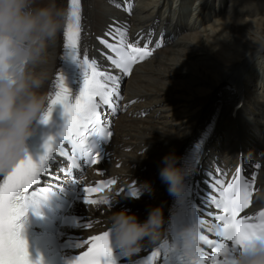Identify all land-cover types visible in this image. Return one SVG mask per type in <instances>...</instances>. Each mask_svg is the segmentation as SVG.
Listing matches in <instances>:
<instances>
[{
    "label": "bare ground",
    "instance_id": "bare-ground-1",
    "mask_svg": "<svg viewBox=\"0 0 264 264\" xmlns=\"http://www.w3.org/2000/svg\"><path fill=\"white\" fill-rule=\"evenodd\" d=\"M123 1L84 0L86 43L101 70L112 67L95 34L106 38L111 30L131 39L145 34L143 40L158 51L120 81L123 99L118 103L124 109L114 115L110 141L115 160L101 162L100 168L106 169L104 178L117 175L120 181L135 179L148 187L138 199L116 197L117 207L89 206L85 214L108 226L121 203L141 221L152 207L162 206L164 213L167 185L158 176L162 158L174 152L182 163L211 128L202 168L214 161L212 155L220 158L241 147L247 172L263 150L258 176L263 187L254 202L264 204V51L253 43L264 33V0H134L128 10ZM57 5L63 10L66 2L57 0ZM59 53L60 32L48 51L49 77L41 89L46 95ZM62 112L58 104L51 121L37 128L49 129ZM214 164L221 168L217 159Z\"/></svg>",
    "mask_w": 264,
    "mask_h": 264
},
{
    "label": "snow or ice",
    "instance_id": "snow-or-ice-1",
    "mask_svg": "<svg viewBox=\"0 0 264 264\" xmlns=\"http://www.w3.org/2000/svg\"><path fill=\"white\" fill-rule=\"evenodd\" d=\"M68 5L67 23L63 30V48L65 53L83 69V82L78 93L73 96L71 89L65 83L64 75L57 72L56 90L49 97V106L42 117V123H48L55 105H61L65 120L59 139L49 136L38 158H33L32 155L26 156L11 172L5 174L3 181L0 182V264H32L26 241L21 235L19 222L27 205L30 202L34 203L36 198L43 197L52 186L55 178L48 172L49 160L54 154H59L61 157L70 156L73 161L77 156L82 155L87 157V165L100 163L99 153H91L85 149V144L87 137L93 134L101 135L105 139L113 135L102 120V115L107 113H102L101 106L110 110L113 108V98L119 96V85L123 76L129 74L132 65L138 60H144L151 55L148 44L141 48L133 43H125L123 32L117 29L118 42L110 43L107 39L100 38V43L108 50L106 58L111 66L119 70V74L98 70L97 61L90 59L87 55L81 60L78 49L81 35L80 0H68ZM108 34L115 39V33L111 30ZM62 145H71V153ZM74 166L76 164L71 167ZM71 167L61 170L68 178H71ZM240 171L239 168L236 170V176L227 184V187H223L222 180L217 179L214 182V187L218 186L216 187L218 198L211 196L210 201L220 213L215 215V220L219 222L215 225L216 234L222 237L223 241H230L231 247L228 243L210 241L202 235L201 241L214 245L213 255L210 257L212 264H223L224 259L234 253L245 240L258 231L264 232V210L259 212L257 221L254 223L247 222L248 218L237 219V213L248 206L250 196L249 184L244 181ZM42 173L51 176L48 186L37 189L31 196L27 195L29 187L37 184ZM75 182L79 183V180ZM108 183L114 184L115 181ZM105 186L83 188V202L90 205L97 203L108 205L110 203L108 199L98 201L89 199L88 195L101 191ZM124 191L122 189L121 193ZM127 193L133 196L138 195L136 187L128 189ZM194 217L199 219L196 212ZM200 221L202 225L204 221ZM83 227H90V225L84 224ZM84 243L88 245L87 251L75 256L71 264H116L108 230L102 231L100 235L90 236ZM77 247H80L79 243ZM161 247L164 248L165 264H189L171 244L165 243ZM159 255L160 248L152 251L148 264H152ZM218 256H223V259L218 260ZM129 264H133L132 259ZM190 264H205L201 248L199 255Z\"/></svg>",
    "mask_w": 264,
    "mask_h": 264
},
{
    "label": "clouds",
    "instance_id": "clouds-1",
    "mask_svg": "<svg viewBox=\"0 0 264 264\" xmlns=\"http://www.w3.org/2000/svg\"><path fill=\"white\" fill-rule=\"evenodd\" d=\"M66 16L57 0H0V173L11 172L30 155L28 139L49 106V97L41 91L49 77L48 51ZM253 43L264 51V33L257 34ZM161 165V182L170 194L179 196L190 168L174 152L166 154ZM164 229L162 206L150 208L143 221L127 209L115 211L108 227L111 244L128 257L139 252L145 241L158 244ZM200 229L201 221L194 217L171 230V246L189 264L200 253ZM223 264H264V232L245 240Z\"/></svg>",
    "mask_w": 264,
    "mask_h": 264
},
{
    "label": "rangeland",
    "instance_id": "rangeland-1",
    "mask_svg": "<svg viewBox=\"0 0 264 264\" xmlns=\"http://www.w3.org/2000/svg\"><path fill=\"white\" fill-rule=\"evenodd\" d=\"M193 9V8H192ZM126 80V79H125ZM146 116V115H145ZM252 166V165H251ZM244 167V166H243ZM116 168H117V166H116ZM115 207H117V206H114V207H111L110 209H112V208H115ZM106 208H109V207H106ZM119 209H121V208H119Z\"/></svg>",
    "mask_w": 264,
    "mask_h": 264
}]
</instances>
